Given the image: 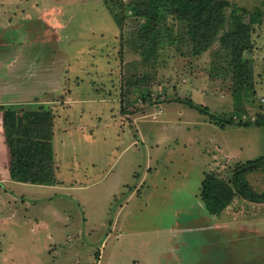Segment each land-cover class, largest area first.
I'll return each instance as SVG.
<instances>
[{"label":"rangeland","instance_id":"374dc122","mask_svg":"<svg viewBox=\"0 0 264 264\" xmlns=\"http://www.w3.org/2000/svg\"><path fill=\"white\" fill-rule=\"evenodd\" d=\"M43 1L59 10L45 94L59 181L0 184V264H264V202L238 197L216 216L198 195L210 166L228 177L235 162L264 155V124L221 126L189 104L241 122L264 115V17L244 53L252 87H238L214 70L218 40L198 55L173 41L145 63L131 10L118 4L127 0ZM229 1L264 14V0ZM10 10L0 16L1 76L21 48L31 51L18 43L41 42L33 18ZM135 86L149 91L145 100ZM244 178L264 191L263 169Z\"/></svg>","mask_w":264,"mask_h":264},{"label":"trees","instance_id":"16d2710c","mask_svg":"<svg viewBox=\"0 0 264 264\" xmlns=\"http://www.w3.org/2000/svg\"><path fill=\"white\" fill-rule=\"evenodd\" d=\"M118 4L122 10L127 6L131 10L134 29L131 43L145 63L155 62L159 49L173 41L187 44L191 53L198 55L218 40L221 49L214 51L218 60L223 59L215 64L214 70L224 69L238 87H252V64L245 59L244 53L252 50L254 24L264 17L259 7L249 10L232 5L229 0H127L125 4L122 1ZM114 10L110 8L119 29H122L123 16ZM245 14L247 20H244ZM127 83L131 87L137 81L128 80ZM121 87L125 86L121 84ZM135 87L145 100L149 91ZM127 91L119 87V96L124 97ZM189 104L207 113L221 126L226 123L264 124V115L241 122L232 116L208 113L205 106ZM121 107L125 112L124 106ZM126 117L127 113H124L123 118ZM55 118L52 108L42 105L37 110L0 107V184L7 178L44 185L59 181L53 150ZM259 168L264 170V155L235 162L228 177L219 175L210 166L203 172L200 182V201L209 213L216 216L227 210L238 197L264 202V191H256L244 178L245 173Z\"/></svg>","mask_w":264,"mask_h":264},{"label":"crops","instance_id":"0c3cea01","mask_svg":"<svg viewBox=\"0 0 264 264\" xmlns=\"http://www.w3.org/2000/svg\"><path fill=\"white\" fill-rule=\"evenodd\" d=\"M23 2H26V0H0V16L3 14L5 15L4 17H6L10 8H12L10 11L14 14H18L16 10L13 11V8L15 9V6L21 7L22 19L20 20H24L27 17L33 18L35 23L34 29H36V33H38L37 39L41 42H34L35 44H28V42L22 44L18 43L19 46L23 45L22 47L27 45L26 49L29 48L31 51H22L21 48L20 53L22 56L18 54L17 59L12 65H9V63L6 64V68L3 71H8L9 74L0 75V77H5L3 79L4 83L0 82V107L37 110L40 105H42L45 108L51 109V106L46 105L54 102L49 99L50 97H45V94L49 86H54L51 84L49 85L48 82V72H50L53 77V70L50 69L49 71L46 63L49 53L52 54L54 48H56V46L58 47V44L54 45L52 42L53 38L55 37L58 39V36H54L52 33H54L55 27L59 25L57 16L59 10L55 9L54 1L48 3L40 0L30 5L27 2ZM18 9L19 8H17V10ZM17 20L19 21V19ZM14 22L17 23L16 21ZM16 30H21L22 34L24 32V29L20 26L17 27ZM24 39L27 40L28 38L24 36ZM60 51L62 52V50ZM7 74L9 77H6L8 76ZM2 91H4V94H1ZM6 92L10 93L9 97L5 95ZM8 180L12 181L7 178L4 179L2 183Z\"/></svg>","mask_w":264,"mask_h":264}]
</instances>
